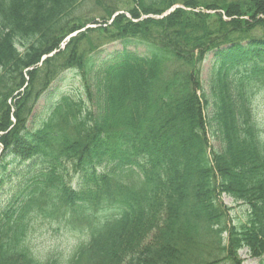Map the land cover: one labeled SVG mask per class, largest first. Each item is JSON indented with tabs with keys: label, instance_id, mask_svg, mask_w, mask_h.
<instances>
[{
	"label": "trees",
	"instance_id": "obj_1",
	"mask_svg": "<svg viewBox=\"0 0 264 264\" xmlns=\"http://www.w3.org/2000/svg\"><path fill=\"white\" fill-rule=\"evenodd\" d=\"M83 1L0 0L1 164L46 163L19 207L0 212V264H63L37 258L30 236L45 229L42 218L65 229L82 214L93 239L64 264H244V248L264 264V135L254 111L264 0H125L130 16L112 22L120 7L102 3L98 19L80 11ZM180 3L191 10L158 17ZM115 40L124 49L97 58ZM210 50L218 60L202 104ZM71 67L82 88L30 129L38 99ZM223 194L248 204L246 219L232 221ZM114 202L116 213L96 211Z\"/></svg>",
	"mask_w": 264,
	"mask_h": 264
},
{
	"label": "rangeland",
	"instance_id": "obj_2",
	"mask_svg": "<svg viewBox=\"0 0 264 264\" xmlns=\"http://www.w3.org/2000/svg\"><path fill=\"white\" fill-rule=\"evenodd\" d=\"M100 1H106L109 5H116L120 9H124V0H86L85 3H82L80 11H84L90 16H95L98 19H101L104 14H106L104 7L101 5ZM122 48L119 43H111L103 46L101 53L97 54V57H105L114 52V50ZM134 49V47H131ZM212 55H209L207 60L203 65V78L205 81V93L211 96L210 86H209V73L210 67L212 65ZM63 80L52 85L51 91L45 97L41 98L34 114L31 116L28 126L30 129H36L42 121L47 117L49 107L58 100L63 91L68 90L71 87L75 89L80 85V77L74 76V74L69 71H65L63 74ZM255 106L254 110L256 113L257 119L261 124L264 125V98L258 97L254 100ZM214 146H220L218 140H213ZM9 163L4 167L0 166V212H4L12 204L16 206L19 204V201L23 195V190L25 185L29 182V168L26 167L23 163L8 161ZM223 201L231 207V216L234 221L244 219L242 214L246 211V206L240 204L241 202H235L232 198L227 195L223 196ZM43 220L45 224V229L43 231L38 230L35 234L30 236L31 247L34 250L37 258L44 259L47 256H52L55 254H67L76 247L78 241L82 240L84 237H81L82 234L77 230L76 232L64 231L63 229H57L58 225L53 223L54 226L48 224L47 220ZM242 257L244 258L245 264H260V260H254L247 254L246 250L241 252Z\"/></svg>",
	"mask_w": 264,
	"mask_h": 264
}]
</instances>
